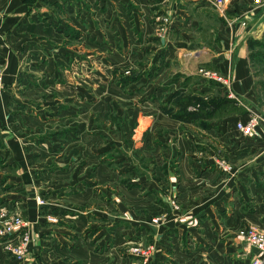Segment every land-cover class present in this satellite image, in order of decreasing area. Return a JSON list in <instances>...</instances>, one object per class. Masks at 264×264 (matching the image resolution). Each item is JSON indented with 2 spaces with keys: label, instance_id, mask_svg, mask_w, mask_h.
Returning <instances> with one entry per match:
<instances>
[{
  "label": "rangeland",
  "instance_id": "obj_1",
  "mask_svg": "<svg viewBox=\"0 0 264 264\" xmlns=\"http://www.w3.org/2000/svg\"><path fill=\"white\" fill-rule=\"evenodd\" d=\"M1 8L0 264L264 262V0Z\"/></svg>",
  "mask_w": 264,
  "mask_h": 264
},
{
  "label": "built area",
  "instance_id": "obj_2",
  "mask_svg": "<svg viewBox=\"0 0 264 264\" xmlns=\"http://www.w3.org/2000/svg\"><path fill=\"white\" fill-rule=\"evenodd\" d=\"M230 0H214V5L220 10H224L226 5ZM5 80V69L0 65V89L4 85ZM261 117L254 116L253 118H249L247 122H238L236 124L237 130L242 134V136L246 138H253L256 134V130L261 126ZM244 237L250 242L251 246L258 250L261 254L264 255V230L256 231L254 229H250L246 232L242 233ZM262 258H256L252 264H263Z\"/></svg>",
  "mask_w": 264,
  "mask_h": 264
},
{
  "label": "crops",
  "instance_id": "obj_3",
  "mask_svg": "<svg viewBox=\"0 0 264 264\" xmlns=\"http://www.w3.org/2000/svg\"><path fill=\"white\" fill-rule=\"evenodd\" d=\"M22 7H25V4H23L22 5ZM8 8H6L5 10H7ZM13 9H15V8H13ZM2 8L0 9V19H1V15H2ZM18 10L19 11H21L20 10V7L18 6ZM2 20V19H1ZM5 23L4 22H1L0 23V25H6V26H9V25H11L12 23H15L16 22V20H17V17H16V15H8L5 19ZM3 20V21H4ZM241 29V28H240ZM239 29V30H240ZM239 32V34H241L242 33V29L240 30V31H238ZM1 44H2V38H1V41H0V57H5V55H6V50H5V48L4 47H2L1 46ZM239 57V56H238ZM12 66V65H11ZM238 67H240V66H237L236 68H235V72L236 73H238V74H242L244 71H243V69L241 68V70H239V68ZM13 74H14V72H13V70L12 69H10L9 71H7L6 72V70H5V80H4V84H5V82H6V80L9 78H11L12 76H13ZM257 134L261 137H259L260 139H262L263 141H264V121H263V123L261 124V126L257 129ZM250 140H252V139H250ZM254 140V139H253ZM264 227V226H263Z\"/></svg>",
  "mask_w": 264,
  "mask_h": 264
}]
</instances>
